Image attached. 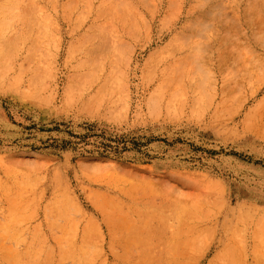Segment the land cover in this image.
I'll return each mask as SVG.
<instances>
[{
  "label": "rangeland",
  "instance_id": "obj_1",
  "mask_svg": "<svg viewBox=\"0 0 264 264\" xmlns=\"http://www.w3.org/2000/svg\"><path fill=\"white\" fill-rule=\"evenodd\" d=\"M0 264H264V0H0Z\"/></svg>",
  "mask_w": 264,
  "mask_h": 264
},
{
  "label": "bare ground",
  "instance_id": "obj_2",
  "mask_svg": "<svg viewBox=\"0 0 264 264\" xmlns=\"http://www.w3.org/2000/svg\"><path fill=\"white\" fill-rule=\"evenodd\" d=\"M92 97V96H91ZM2 233H5L4 231H2ZM1 237H3V236H1ZM5 237V236H4ZM1 243H2V241H1ZM3 246V245H2ZM9 251V250H8ZM11 251H13V250H11ZM10 252V251H9ZM13 253V252H12ZM9 254V253H8ZM12 255V254H11Z\"/></svg>",
  "mask_w": 264,
  "mask_h": 264
}]
</instances>
